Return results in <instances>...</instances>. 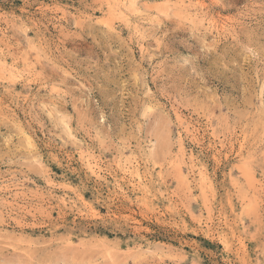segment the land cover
<instances>
[{
    "label": "rangeland",
    "instance_id": "obj_1",
    "mask_svg": "<svg viewBox=\"0 0 264 264\" xmlns=\"http://www.w3.org/2000/svg\"><path fill=\"white\" fill-rule=\"evenodd\" d=\"M0 264H264V0H0Z\"/></svg>",
    "mask_w": 264,
    "mask_h": 264
}]
</instances>
